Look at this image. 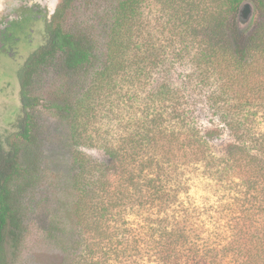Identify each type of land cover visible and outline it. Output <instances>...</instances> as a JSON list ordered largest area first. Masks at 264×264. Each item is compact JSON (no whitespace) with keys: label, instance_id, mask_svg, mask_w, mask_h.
Returning <instances> with one entry per match:
<instances>
[{"label":"trees","instance_id":"obj_1","mask_svg":"<svg viewBox=\"0 0 264 264\" xmlns=\"http://www.w3.org/2000/svg\"><path fill=\"white\" fill-rule=\"evenodd\" d=\"M144 2L62 0L18 70L20 115L0 139V264H24L37 196L56 175L36 129L42 103L70 152L46 231L62 264H264V0H168L191 41L196 80L211 87L209 107L232 138L222 157L210 146L218 132H202L182 108L162 55L144 38ZM247 2L260 20L241 29ZM42 73L50 82L39 95ZM122 102L135 109L129 124L107 129L104 117ZM199 165L223 193L208 224L182 199L186 170Z\"/></svg>","mask_w":264,"mask_h":264},{"label":"rangeland","instance_id":"obj_2","mask_svg":"<svg viewBox=\"0 0 264 264\" xmlns=\"http://www.w3.org/2000/svg\"><path fill=\"white\" fill-rule=\"evenodd\" d=\"M27 2L28 8L22 11L14 10L8 13V8L15 0H0V139L14 132V126L20 115V87L17 72L25 60L37 50L43 42L47 20L54 14L62 0H22ZM35 2V3H31ZM18 4H23L19 2ZM32 6V7H30ZM255 8V6H254ZM142 28L145 39L156 44L157 52L165 66L169 69V79L172 86L179 90L183 100L181 106L191 113L202 132L217 131L218 135L211 141L213 155L222 157L227 147L232 143L229 133L223 128L219 119L207 102L210 86H204L196 80L190 39L180 35L182 26L176 20L168 0H145L142 7ZM3 13L5 16H3ZM7 15V16H6ZM255 8L251 26L260 20ZM161 68V65L159 66ZM155 84L161 79V73L156 71ZM50 76V75H49ZM42 73L34 84L35 94L42 95L50 82V78ZM152 83V82H151ZM154 84V83H152ZM152 85L146 87L150 90ZM143 88V87H142ZM145 90V89H144ZM142 91V89H140ZM125 106V107H124ZM125 103H119L114 108L112 117L103 121L104 127L116 130L120 126L129 124L130 114L134 108H128ZM134 106H139L134 104ZM36 129L42 142L43 149L48 156L51 168L55 171L48 176L47 184L37 196V208L31 221L30 233L23 250L24 264H62L63 254L56 244L49 241L46 231L54 208L62 194L59 183L61 177L66 176L70 167L69 148L63 129L53 116L47 104L42 103L35 110ZM86 153L98 160H105L101 150L86 149ZM200 166V167H199ZM197 168L186 170L189 193L182 197L186 202L193 203L202 210L211 212L223 205L222 189L217 186L207 169L199 165ZM218 214H216L217 216ZM219 216V215H218ZM208 223V213L203 218Z\"/></svg>","mask_w":264,"mask_h":264},{"label":"water","instance_id":"obj_3","mask_svg":"<svg viewBox=\"0 0 264 264\" xmlns=\"http://www.w3.org/2000/svg\"><path fill=\"white\" fill-rule=\"evenodd\" d=\"M254 10V4L251 2H247L241 7L238 16V24L241 29H245L251 24L254 17Z\"/></svg>","mask_w":264,"mask_h":264},{"label":"flooded vegetation","instance_id":"obj_4","mask_svg":"<svg viewBox=\"0 0 264 264\" xmlns=\"http://www.w3.org/2000/svg\"><path fill=\"white\" fill-rule=\"evenodd\" d=\"M16 2H17V4L16 3H13L12 5H11V7H9L8 8V13H7V15H9V14H12V15H14L15 13H11V11H14V10H18L17 11V13L19 12V11H22V10H25V9H27L28 8V5H27V2L25 1H23L22 2V0H15ZM35 2H36V0H34ZM38 1V0H37ZM19 2H21V3H23V4H18ZM35 2H31V3H35ZM38 4L40 3V1H38L37 2ZM30 7H32V6H30ZM4 9V6H2V8L0 9V10H3ZM6 15V16H7ZM3 16H5L4 15V13H3ZM1 18H3V17H0V19Z\"/></svg>","mask_w":264,"mask_h":264}]
</instances>
